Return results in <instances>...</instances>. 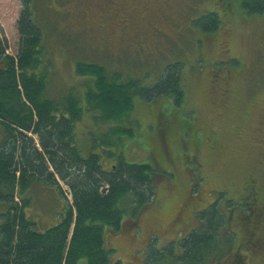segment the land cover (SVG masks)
<instances>
[{
  "label": "rangeland",
  "instance_id": "374dc122",
  "mask_svg": "<svg viewBox=\"0 0 264 264\" xmlns=\"http://www.w3.org/2000/svg\"><path fill=\"white\" fill-rule=\"evenodd\" d=\"M159 1L136 0L135 5L127 1L133 22L122 30V13L110 7L111 0H105L108 7L104 0H31L32 19L42 34L48 63L46 96L57 100L75 92L84 97L95 78L78 77V62L100 67L106 78L120 84L135 82L134 91L145 94L166 68L181 64L180 103L172 95L153 101L136 96L130 119L120 122L126 126L131 121L134 132V144L126 147L127 162L144 163L158 148L169 162L172 151L181 158L170 163L172 176L156 177L154 202L137 219L126 215L120 233L108 243L121 264H144L152 242L156 240L151 260L160 247L196 228L198 211L214 203L236 237L234 246L209 264H230L243 235L236 219L244 216L240 205L245 184L253 176L264 182V16H243L239 1L227 8L216 0ZM143 6L149 12H143ZM20 9L21 0H0V33L10 55L17 50ZM207 13L225 14L211 34H203L196 24ZM89 118L84 116L77 130L85 146L93 130ZM167 121L164 141L158 130ZM4 135L0 124V147ZM59 183L63 197L65 192L71 202L66 186ZM40 194L30 211L45 229L54 222L60 198L48 190ZM236 254L243 263L264 264L259 258L245 260L244 252Z\"/></svg>",
  "mask_w": 264,
  "mask_h": 264
},
{
  "label": "trees",
  "instance_id": "16d2710c",
  "mask_svg": "<svg viewBox=\"0 0 264 264\" xmlns=\"http://www.w3.org/2000/svg\"><path fill=\"white\" fill-rule=\"evenodd\" d=\"M216 1L222 8L239 1L243 16H264V0ZM218 14L207 13L195 21L203 34L217 29L219 17L225 16ZM15 27V55L8 54L7 40L0 33V124L5 132L0 147V264H121L108 239L120 233L126 215L137 219L154 202L156 177L172 176L173 163L181 156L177 150L167 153L170 164L158 148L149 152L144 163L127 162L126 147L134 142V132L131 121L126 126L120 122L130 119L136 96L153 101L172 95L180 103L182 65L166 68L145 94L134 91L135 82L120 84L106 78L100 67L78 62V77L92 74L95 78L91 88L84 91V97L72 92L54 100L46 96L48 63L42 34L32 19L31 0H21ZM86 115L93 127L87 146L77 138L78 125ZM168 123L158 130L164 141ZM105 125L107 130L102 131ZM59 181L66 186L71 202L65 192L63 197ZM47 190L57 193L60 205L53 224L42 229L30 209L37 195ZM201 213L196 228L179 241L160 247L151 260L156 240L152 242L144 264H209L221 259L236 235L214 203ZM244 216L241 219L248 215ZM242 241L241 236L236 249ZM242 258L230 264H243Z\"/></svg>",
  "mask_w": 264,
  "mask_h": 264
},
{
  "label": "flooded vegetation",
  "instance_id": "af4514ba",
  "mask_svg": "<svg viewBox=\"0 0 264 264\" xmlns=\"http://www.w3.org/2000/svg\"><path fill=\"white\" fill-rule=\"evenodd\" d=\"M127 1L128 4L134 5L136 0H111L110 7H117L122 12L119 20V27L124 25L122 30H124L129 23L133 22V16L129 11ZM169 1L170 0H164L163 3L167 4ZM104 4L106 5L105 0ZM142 10L145 13L149 12L146 6H143ZM253 177L248 178L245 184L246 187H244V198H241V206L247 211L246 214L248 216L246 219H238L239 221L236 219V224L241 226L243 229L242 232H244L242 235L243 241L232 253L231 261L239 258L236 253L244 252L245 260L248 258H259L258 260L260 263L264 262V182H261L256 176ZM242 202L244 203L242 204ZM198 212L199 214L201 213V211ZM238 261L242 263V260Z\"/></svg>",
  "mask_w": 264,
  "mask_h": 264
}]
</instances>
